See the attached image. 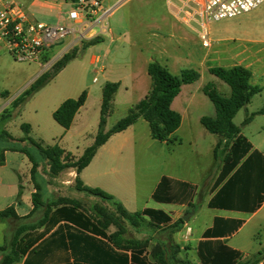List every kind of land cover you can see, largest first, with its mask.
<instances>
[{
    "label": "crops",
    "instance_id": "1",
    "mask_svg": "<svg viewBox=\"0 0 264 264\" xmlns=\"http://www.w3.org/2000/svg\"><path fill=\"white\" fill-rule=\"evenodd\" d=\"M56 1L57 3L51 4L49 0H44L43 2L35 0L27 8L29 13L36 19L45 9L49 12H53L54 8H56L59 14L58 23H67L66 15L71 9V4L67 0ZM68 7H70V9L66 11ZM243 16H250V18L244 21L239 20ZM220 22L227 23L223 28L217 31L216 35H211V24L208 26L212 45L207 48L209 52L205 56V59L214 62L216 67L232 68L235 66H243L249 69L252 73L251 85L261 88V92L255 95L251 103L245 108L247 115L255 114L252 121L246 125V129L254 124L256 117L264 115V103L262 102L264 101V4L248 14ZM104 39L105 37L101 38V43ZM87 51H91L92 53L90 57L91 64L100 65L96 72L98 74L105 72V63L109 57L108 50L105 51L102 56L97 53L95 45L89 47ZM150 62H152V60L145 61L144 67L140 70V78H136L135 74L129 70L126 71L123 77H120V79L115 82H111L120 83V88L115 95L113 106L116 105L117 97L120 92H124L123 99L125 100L124 105H126L127 110H130L135 104L139 103L148 95L149 88H151L152 85L151 80L150 85L148 80V78H150L148 75V65ZM111 63H114V59L111 60ZM211 68L212 67H209V70ZM218 79L219 78L213 80L216 90L220 88L222 92L220 94L229 97L231 95L230 87L226 83L224 84L222 80ZM98 82V79L95 78L94 83ZM193 88L195 90L191 91ZM206 88L207 87L201 83V77L197 82L182 87L180 95L184 91H188V100L186 101L185 107L187 113L194 104L195 95L198 96L202 94L203 97L208 98L204 91ZM135 94H139L140 97L139 101L134 104L131 100ZM89 99L90 93L87 94L85 105H87ZM102 100L103 87L101 88V105ZM65 101L57 105L53 112ZM258 101H261V103ZM256 102H258L259 105L255 106ZM198 104L200 107H204L202 102L199 101ZM85 105L76 115L70 129L76 125L78 117L81 116ZM210 112V117L215 118L216 109L214 105L210 108ZM181 116L182 124L176 133L181 129L184 122V117L182 114ZM203 117L207 116L200 115L198 118L199 123H201ZM9 123L10 121L4 125L6 130ZM190 129L192 133L198 131V128L195 127H191ZM204 131H207L204 133H209L207 135H210L208 136L209 144L208 151L206 152L207 160L200 163L197 159L201 158L204 154L199 151V149L202 148V144H198V138L191 136L188 139L190 144H185L184 139L179 140L175 133L174 137L176 138V142L171 144L159 142L151 137L148 123L140 119L127 130L113 135L108 142L98 150L90 165L86 167L79 176L74 169H69L71 170L70 175H72L73 178L72 180L64 182V184L69 185L66 189L73 190L77 193H73L75 197L72 199L74 200L81 201L80 198L84 199L85 197L95 200L91 196H87L75 190V181L78 176L85 186L104 190L123 204L130 213L142 212L145 209L165 212L171 219V222L168 225H163L161 229H157L156 231H153L150 227L140 230L132 229L137 233L147 231L144 233V236L146 235L145 239H151L152 245L156 243L164 244L169 250L167 258H170V264H186V262H190L191 264H202L200 249L203 255H207L208 249H213L215 253L219 254L225 252L229 253L224 247L240 254L238 259L234 258L233 264H264V244L261 243V248L255 253H249L231 244L232 239L244 229L248 222L264 211V200L261 202L260 199L261 196H264V193H253L251 199H248L247 190H244L245 193L243 192L241 194L230 193L223 195L219 194V196H217L231 175L228 176L223 183L217 187L215 186L220 175L221 165L214 158V149L219 143L220 137L211 134L206 129ZM261 131H258L259 143L252 141L243 131L242 134L252 144V152L258 151L264 157V135L261 134ZM85 134L88 133L86 132ZM96 135H90L94 141ZM92 145L93 144L86 145L81 153L76 154L61 148L64 149L66 153L71 154L75 159H78L83 155L84 151ZM187 149L192 152L189 154L186 151ZM10 152L11 151H7L5 153L6 163L4 166H0L1 168H6L8 166V155ZM11 153L18 154L19 157L25 156L19 152ZM189 155L194 157V162L192 164L188 162V159H190ZM20 162H22V165L13 169L14 178L12 181L8 180L5 175L0 174V211L13 207L17 215L20 218H24L33 210L32 197L33 194L36 193V189L31 179V163L28 161L25 162L24 157ZM24 166L30 171L29 181L31 179L33 189L26 187L27 177L24 176L26 173V167L24 168ZM41 178L46 181L48 180L47 175ZM163 178H168L172 181L174 192L179 199L176 203H158L154 200L153 195ZM189 180H196L197 183H190ZM200 192L204 195L205 206L211 215L210 221L204 223L202 227L196 228L192 226V218H196L197 216V208L194 209L193 207V213L190 219L187 222L183 220L184 224L179 228L180 230H168L170 226L175 225L180 219H183L184 216L187 215V213L186 215L182 213L183 211L181 208L186 207L187 203L194 204ZM47 196L51 201L60 198L53 196L49 191ZM218 197L220 200L223 199L227 202H231L235 206L224 207L216 205L210 207L209 204L216 201ZM158 205H167L170 206V209L162 210L160 207H157ZM249 207H257V209L253 211L248 209ZM14 222L15 220H11L8 223H0V240H2L1 236L6 228L9 229L10 235H12L14 230L12 224ZM237 222H240V225H237ZM111 228L106 231V235L109 236L116 231L110 232ZM9 239L10 237L7 240ZM129 239L144 238L138 236ZM7 240L3 242L0 241V245H3ZM207 244H210V246H207ZM176 246H180V251L175 255L174 251L177 250ZM149 253L148 251L147 257H149ZM116 254L127 255L130 258L132 253L130 250L117 248L114 244L110 243L108 237L105 238L102 235L84 230L71 223L61 222L50 233L41 238L32 249L23 256L19 264H117L118 258Z\"/></svg>",
    "mask_w": 264,
    "mask_h": 264
},
{
    "label": "trees",
    "instance_id": "2",
    "mask_svg": "<svg viewBox=\"0 0 264 264\" xmlns=\"http://www.w3.org/2000/svg\"><path fill=\"white\" fill-rule=\"evenodd\" d=\"M83 43L82 51H85L89 47L101 43V38L83 41ZM78 56V48H73L72 51L65 53L54 65L53 72H45L38 77L30 88L13 102L12 107L23 106ZM209 71L231 89L229 97L209 87L204 90L216 109V117H203L201 124L211 134L220 137V141L214 149V158L221 165L220 175L215 186L217 187L223 183L231 175L217 196L230 193L241 194L244 190H247L248 199H251L253 193H264V157L258 151L252 152V144L242 134L241 128L234 123V119L242 109L251 103L253 97L261 92V88L251 85L252 73L243 66L232 68L214 67ZM148 75L152 83L148 95L135 104L129 110L127 116L119 120L109 131H106L107 121L113 112V102L120 88V83L108 82L104 85L98 133L93 145L88 147L78 159L66 153L58 145L44 147L41 142L32 139L29 124L21 125L25 135L23 138L16 140L4 127L12 116L9 114L1 117L0 144H7L0 145V166H4L6 163L5 153L7 151L24 154L32 166L31 179L36 193L32 197L33 210L28 216L20 218L13 207L0 211V223L15 220L12 224L14 230L10 239L0 245V264H19L23 256L61 222L71 223L105 238L108 237L110 243L117 248L130 250L132 253L130 258L127 255L116 254L117 264H170V258H167L169 250L164 244L156 243L152 245L151 239H129L127 237L130 228L140 230L150 227L153 231H156L161 229L163 225H168L171 219L165 212L145 209L142 212L130 213L113 196L100 188L85 186L78 177L90 165L98 150L113 135L127 130L140 119L148 123L150 135L154 140L169 144L176 142L174 134L182 124V116L172 109V105L179 96L182 87L197 82L201 75L195 71H188L176 76L157 61L149 63ZM86 100V92H83L77 99L66 100L54 112V120L61 127L69 130ZM254 115H247L243 125L249 124ZM41 168L44 169L45 174L51 180L57 179L69 169H74L78 175L75 181V190L87 196L95 197L107 205H95L91 211H87L79 200L60 197L51 201L47 196L46 189L51 184V180H38ZM153 198L158 203L166 204L179 201L177 194L174 192L172 181L168 178L162 179ZM260 199L263 202L264 196H261ZM209 205L210 207L216 205L235 206L231 202L220 200L219 197ZM257 207H249L248 209L255 211ZM183 224V219H180L168 230H180L179 228ZM238 224L240 225V222H237ZM111 227H115L116 231L108 236L106 231ZM207 246H210V244H207ZM176 249L174 251L175 255L179 253L180 246H176ZM224 249L229 253L219 254L215 253L213 249H208L207 255H203L200 249L201 263L233 264L234 258H239L240 254L238 252L227 247H224ZM148 251L150 252L149 257H147ZM186 264L191 263L186 262Z\"/></svg>",
    "mask_w": 264,
    "mask_h": 264
},
{
    "label": "rangeland",
    "instance_id": "3",
    "mask_svg": "<svg viewBox=\"0 0 264 264\" xmlns=\"http://www.w3.org/2000/svg\"><path fill=\"white\" fill-rule=\"evenodd\" d=\"M26 8L35 0H16ZM43 2L44 0H39ZM51 4L57 3L56 0H49ZM104 9L110 10L108 25L112 32L111 36H105L102 43L96 46L97 53L103 55L108 50L109 57L106 61V71L97 73L100 65H92L90 57L91 51H82L83 41L70 43L65 40L63 43L56 45L40 63H24L16 61L10 54L2 52L0 54V119L3 115H11L10 123L7 130L10 134L20 139L24 137L21 125L28 123L32 126L30 136L35 141L41 142L44 147L59 145L67 149L68 152L81 153L86 145L93 144L94 136L98 132L101 107V88L107 82H115L131 70L136 78H140V70L145 65L146 60L157 61L165 66L170 73L180 76L183 72L195 71L201 75V83L205 87L216 89L213 80L217 78L210 74L209 67H216L211 60H206L205 56L209 50L202 45V40L197 32L184 22L177 20L175 17L176 9L169 4V0H103ZM70 7L66 9L68 11ZM252 16V15H250ZM250 16H243L239 20H249ZM58 9L54 8L53 12L47 9L37 16L39 21L47 24L58 23ZM227 22H214L211 24V35H216L217 31L223 28ZM103 38V37H101ZM79 49V56L44 88L35 93L23 106L13 108V102L30 86L35 80L45 72H53L54 65L63 55L73 50ZM114 59V63L111 60ZM103 61V60H102ZM128 68V69H127ZM98 83H94V79ZM149 85H150V78ZM219 80V79H218ZM225 84V83H224ZM227 86V85H226ZM195 88V87H194ZM191 89L194 91L195 89ZM151 89V88H149ZM150 91V90H149ZM222 93L220 88L216 90ZM83 92L90 93V99L82 110L81 116L78 117L76 125L69 131L61 127L53 118V111L61 102L66 99H77ZM187 92L184 91L177 97L174 102L173 110L182 114L184 122L181 129L176 133L178 139H184L185 144H190L189 138L195 136L198 144H202L199 151L204 154L197 159L200 163L207 160L206 152L208 151L209 133H204V127L199 123L200 115L210 117V108L213 103L202 94L195 95V101L191 110L187 113L185 110L186 101L188 100ZM139 94H135L133 103L139 101ZM124 92H120L117 97L116 105L113 106V112L108 118L106 131H109L119 120L127 116V110L124 105ZM263 100V99H262ZM202 102L204 107H200L198 102ZM261 103V101H258ZM256 102V105L259 103ZM264 103V101H262ZM199 107V108H198ZM264 107V106H263ZM251 115V114H250ZM14 116V117H13ZM247 117L246 109H242L236 116L234 123L240 127L252 141L259 143L258 131L264 135V115L256 117L255 122L249 128L243 123ZM198 128L197 132H190V128ZM193 130V129H192ZM88 134H85V133ZM205 134V135H204ZM7 143L0 144L1 146ZM196 144V143H195ZM261 145V144H256ZM189 154L191 150H186ZM189 163L194 162V157L189 155ZM25 162H29L27 157L23 156ZM23 157L11 153L8 155V166L0 167V174L5 175L8 180H13V169L22 165L20 162ZM26 166H24L25 168ZM27 177L26 187L33 189V184L29 175L30 171L25 168ZM38 180L46 177L43 168L40 169ZM71 170L62 173L57 179L51 180V184L46 187L55 197L74 198L75 191L66 189L64 182L72 180ZM190 183H197L196 180H189ZM74 193V194H73ZM85 196V195H84ZM80 198L85 210L91 211L95 205H107L97 198L92 197ZM204 195L200 192L195 203H187L186 207L181 208L186 215L192 214L193 207L197 208L196 218H192L191 225L202 227L210 221L211 215L205 206ZM162 210L170 209L167 205H158ZM116 230L112 227L110 232ZM147 232V231H146ZM145 231L137 233L130 228L128 238L143 237ZM11 237L9 229L3 231L0 240L3 242ZM264 244V211L257 217L251 219L244 229L236 235L231 244L247 251L255 253L260 249V244ZM263 251V250H262Z\"/></svg>",
    "mask_w": 264,
    "mask_h": 264
},
{
    "label": "built area",
    "instance_id": "4",
    "mask_svg": "<svg viewBox=\"0 0 264 264\" xmlns=\"http://www.w3.org/2000/svg\"><path fill=\"white\" fill-rule=\"evenodd\" d=\"M67 23L47 24L32 16L28 8L16 0H0V54L6 52L16 61L40 63L49 51L70 43L110 36V10L103 0H69ZM176 9L177 20L197 32L203 46L212 45L208 26L248 14L264 0H169Z\"/></svg>",
    "mask_w": 264,
    "mask_h": 264
},
{
    "label": "water",
    "instance_id": "5",
    "mask_svg": "<svg viewBox=\"0 0 264 264\" xmlns=\"http://www.w3.org/2000/svg\"><path fill=\"white\" fill-rule=\"evenodd\" d=\"M190 216L191 214H187L186 216H184L183 220L187 222L190 219Z\"/></svg>",
    "mask_w": 264,
    "mask_h": 264
}]
</instances>
